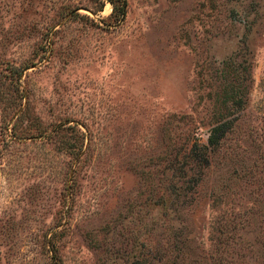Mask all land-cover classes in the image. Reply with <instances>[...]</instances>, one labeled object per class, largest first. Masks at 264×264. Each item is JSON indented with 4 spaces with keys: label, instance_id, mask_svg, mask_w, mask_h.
<instances>
[{
    "label": "rangeland",
    "instance_id": "obj_1",
    "mask_svg": "<svg viewBox=\"0 0 264 264\" xmlns=\"http://www.w3.org/2000/svg\"><path fill=\"white\" fill-rule=\"evenodd\" d=\"M125 3L0 0V264H264V0ZM242 54L233 128L169 180Z\"/></svg>",
    "mask_w": 264,
    "mask_h": 264
},
{
    "label": "trees",
    "instance_id": "obj_2",
    "mask_svg": "<svg viewBox=\"0 0 264 264\" xmlns=\"http://www.w3.org/2000/svg\"><path fill=\"white\" fill-rule=\"evenodd\" d=\"M110 2L115 18H121L125 10V0H120L118 3L115 0ZM241 48L247 54L244 43ZM210 69L211 79L207 85L208 100L211 105L210 115L206 121V136L204 140L196 137L190 142L189 137H184L182 141L176 135L168 138L164 168L171 171L169 180L177 170L182 172L178 175L181 177L185 176L187 170H191L192 175H189L187 180L196 179L210 162L212 152L221 144L226 133L233 128V113L239 111L245 104L251 82L248 57L242 54L241 61H235L233 56H227L221 59L219 64L211 65ZM177 199L178 192L170 198L172 202Z\"/></svg>",
    "mask_w": 264,
    "mask_h": 264
}]
</instances>
